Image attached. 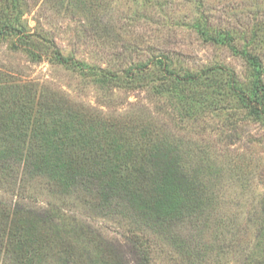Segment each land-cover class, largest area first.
<instances>
[{"label":"rangeland","instance_id":"obj_1","mask_svg":"<svg viewBox=\"0 0 264 264\" xmlns=\"http://www.w3.org/2000/svg\"><path fill=\"white\" fill-rule=\"evenodd\" d=\"M17 3L20 22L37 35L38 46L46 50L51 41L66 57L115 72L121 79L103 83L88 70L65 66L47 55L35 61L12 37L0 40V78L22 85L21 94L58 108L54 126L81 112L119 129L149 131L154 139L167 141L179 149L180 163L192 167L208 184L206 193L204 188L208 200L204 209L184 221L149 224L122 197L103 204L96 186L77 183L65 188L49 176L26 173L15 156L1 152L6 142L0 139V210L16 204L33 211L54 209L74 228L89 225L107 241L124 247L137 242L148 251L152 264L264 261V122L225 89L218 87L221 91L211 94L216 79L193 92L182 85L170 92L160 90L148 76L139 84L134 79L137 69L162 58L181 74L227 67L247 86L252 70L244 56L228 44L206 39L194 24L200 20L209 29L231 32L238 50L247 48L264 64V0ZM8 134L0 126V137ZM15 138L13 142L23 144ZM6 261L0 247V264H9Z\"/></svg>","mask_w":264,"mask_h":264},{"label":"trees","instance_id":"obj_2","mask_svg":"<svg viewBox=\"0 0 264 264\" xmlns=\"http://www.w3.org/2000/svg\"><path fill=\"white\" fill-rule=\"evenodd\" d=\"M18 1L4 0L0 7V40L16 38L35 61L47 55L65 66L86 69L103 83L121 79L115 72L66 57L51 41L46 50L38 46L37 35L20 22L22 10ZM194 27L206 39L228 44L244 56L252 70L247 86L241 85L236 72L227 67L181 74L171 63L165 65L162 58L137 69L135 82L142 83L148 76L150 83L160 90L170 92L176 85H182L193 92L201 84L216 79L211 94L225 89L248 113L264 122L261 57L247 48L238 50L231 32L209 29L200 20ZM21 90L22 85L0 78V121L5 120L0 126L1 131H9L7 137H0L6 142L1 152L15 156L26 173L49 176L65 188L77 183L92 185L90 188L96 186L100 197L105 199L103 204L122 197L138 216L153 225L170 226L204 209L208 184L194 174L192 167L180 163L183 161L177 147L154 139L149 131L134 133L133 128L128 129L129 133L116 124L88 118L81 112L76 117L68 114L70 120H60L54 126L52 120L56 119L59 109L46 99L21 94ZM47 116L54 118L49 120ZM126 133L129 136L125 137ZM15 137L23 144L13 142ZM56 212L54 209L33 211L19 204L0 210V247L7 257L5 263L131 264L132 259L135 264H152L148 251L144 252L137 242L131 241L124 247L107 241L89 225L74 228L66 224ZM251 264H264V261L255 258Z\"/></svg>","mask_w":264,"mask_h":264}]
</instances>
